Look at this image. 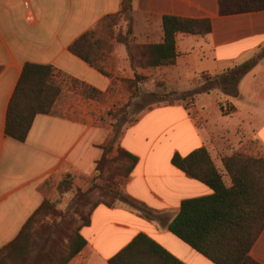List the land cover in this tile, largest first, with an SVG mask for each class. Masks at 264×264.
Listing matches in <instances>:
<instances>
[{
	"label": "crops",
	"instance_id": "crops-1",
	"mask_svg": "<svg viewBox=\"0 0 264 264\" xmlns=\"http://www.w3.org/2000/svg\"><path fill=\"white\" fill-rule=\"evenodd\" d=\"M25 2L30 4L31 19ZM120 2L0 0V249L17 237L44 201L60 212L69 210L74 194L91 187L102 148L111 145L110 158L122 148L137 158V164L121 187L118 201L110 208L99 205L92 210L90 224L80 230L86 245L68 264H108L139 234L182 264H213L169 232L183 201L213 193L173 167L171 159L174 154L186 157L205 149L229 187L223 157L244 150L264 155V11L220 16L217 0H131L137 45L161 43L162 20L167 16L211 24L205 36L176 35L173 65L136 69L145 78L142 94H185L196 89L204 76L216 77L260 58L232 93H204L191 102L186 100L187 106L180 99L171 105H153L138 112L133 121L120 120L115 136L119 120L109 113L129 102L121 80H131L135 73L125 46L113 49L105 67L110 77L73 55L69 47L102 18L117 13ZM25 64L52 66L79 86L104 96L93 101L73 91L80 97L72 108L74 117L37 115L25 141L18 142L5 134V117ZM69 91L64 89L61 98ZM251 141L256 143L252 149ZM67 179L72 188L59 192L58 184ZM122 196L143 205V212L120 201ZM249 257L264 264V229Z\"/></svg>",
	"mask_w": 264,
	"mask_h": 264
},
{
	"label": "trees",
	"instance_id": "trees-1",
	"mask_svg": "<svg viewBox=\"0 0 264 264\" xmlns=\"http://www.w3.org/2000/svg\"><path fill=\"white\" fill-rule=\"evenodd\" d=\"M220 16L264 11V0H217ZM131 0H121L119 11L102 18L92 29L81 35L69 51L104 76L111 61L115 45H124L130 65L135 71L131 80H121L129 94L127 105L116 113L114 119L122 120L131 103L138 112L159 103L173 104L175 100L193 101L198 95L220 91L232 93L241 78L257 63L251 59L216 77L204 76L201 84L185 94L175 92L142 94L140 86L145 78L138 75V67L155 69L173 65L177 34L205 36L211 32L208 20H191L164 17L161 43L137 45L131 27ZM64 89L78 92L80 96L101 101L103 94L85 85H78L52 66L25 64L5 117V134L25 141L37 115H57L55 104ZM117 129L115 127V136ZM113 144V141L111 142ZM103 156L96 164V177L87 192L78 190L69 210L58 211L54 204L44 201L26 221L17 237L0 249V264H68L85 247L80 230L90 224V214L99 205L112 207L121 192L114 174L104 173L115 166L112 173L121 172L126 180L137 158L122 148L110 158L111 145L104 146ZM173 167L190 179L207 186L210 196L183 201L180 211L170 223L169 232L213 264H257L249 252L264 229V155L236 151L221 159L231 185L225 186L222 176L205 149H198L186 157L174 154ZM101 183V184H99ZM72 182L67 179L58 184L59 192H67ZM97 191V192H96ZM96 192L97 197L92 194ZM120 201L143 212V205L122 196ZM108 264H182L155 241L144 234L137 235L126 247L112 257Z\"/></svg>",
	"mask_w": 264,
	"mask_h": 264
},
{
	"label": "rangeland",
	"instance_id": "rangeland-1",
	"mask_svg": "<svg viewBox=\"0 0 264 264\" xmlns=\"http://www.w3.org/2000/svg\"><path fill=\"white\" fill-rule=\"evenodd\" d=\"M259 58H260V56L254 57V59H257V60ZM79 98L80 97H79V95L77 93H74V92H71V91L66 92L63 95V97L59 100L57 106L55 107L56 114H60L61 113V114H66V115H70V116L74 117L75 114H76V111L75 110L72 111V108H74L75 104H77ZM136 102H139V100H135L133 103H131L129 109L126 110V114L124 115V118L122 119V121L124 119L127 120L128 122L134 120V118H135V116H136V114L138 113V110H139V108L135 105ZM65 110H67V112ZM108 121H110V120H108ZM122 121L119 120V124L117 125L118 128L116 127L117 132L121 129L120 125H122L121 124ZM249 144H250L249 145L250 149H252V147L254 145H256V143L252 142V141ZM241 152L249 153L247 150H244V151H241ZM115 166L113 165V167H111V169L109 171H106L104 173V177L107 178L109 175L114 174L115 181L118 184V189L120 191L121 187L124 185L125 180L123 179V177L120 176L121 172L112 173V170H114ZM99 184H101V183H99ZM96 192H94L92 194L93 198L97 197V193Z\"/></svg>",
	"mask_w": 264,
	"mask_h": 264
},
{
	"label": "built area",
	"instance_id": "built-area-1",
	"mask_svg": "<svg viewBox=\"0 0 264 264\" xmlns=\"http://www.w3.org/2000/svg\"><path fill=\"white\" fill-rule=\"evenodd\" d=\"M24 6H25V9H26V12H27V18L31 19V8H30L29 2H25Z\"/></svg>",
	"mask_w": 264,
	"mask_h": 264
}]
</instances>
